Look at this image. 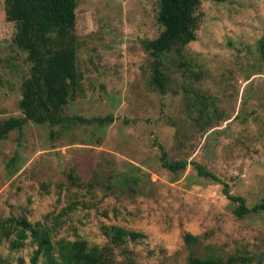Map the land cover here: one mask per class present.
<instances>
[{
	"label": "rangeland",
	"instance_id": "1",
	"mask_svg": "<svg viewBox=\"0 0 264 264\" xmlns=\"http://www.w3.org/2000/svg\"><path fill=\"white\" fill-rule=\"evenodd\" d=\"M4 9L0 1V123L23 117L18 103L31 66L13 45ZM158 11L159 0H77L81 84L63 115L85 121H28L0 141V222L58 220L54 239L100 247L109 243L105 226L123 227L143 235L122 248L137 264H188L187 233L199 237V256L210 250L264 264V212L237 219L220 183L191 165L170 172L159 148L169 161L203 165L249 207L264 196V0H200V27L185 47L200 81L169 65L164 94L150 84L142 44L162 30ZM195 95L211 123L203 129L190 106ZM33 249L13 250L0 238V264H30ZM112 263L128 264L121 249Z\"/></svg>",
	"mask_w": 264,
	"mask_h": 264
},
{
	"label": "trees",
	"instance_id": "2",
	"mask_svg": "<svg viewBox=\"0 0 264 264\" xmlns=\"http://www.w3.org/2000/svg\"><path fill=\"white\" fill-rule=\"evenodd\" d=\"M0 1L5 6L6 20L15 25L13 45L26 54L31 65L28 76L21 84L22 94L18 103L23 117L9 118L0 123V141L12 130L21 132L28 121L38 125L64 124L65 127L68 122H84L80 117L66 118L63 115V108L76 95L81 84V75L77 69V0ZM199 5L200 0H159L157 22L162 30L155 39L143 40L142 44L150 59V84L161 94L165 93L169 82V65L181 71L189 80L200 81L201 74L185 55V47L195 41L200 27L197 14ZM258 47L260 58L264 61V38L259 41ZM191 97L193 103L190 106H198L195 120L202 123V129L210 126L204 98L199 95ZM159 148L161 164L170 172L178 173L191 165L200 177L220 183L223 195L234 205L232 213L237 219L264 212V196L249 207L244 197L231 194L229 186L203 165L187 160L169 161L161 145ZM72 178L79 183L78 177ZM74 209V203L66 208L68 212ZM65 212L62 211L60 216ZM57 221L53 225H47L40 221L31 223L24 216L10 217L0 222V238L7 239L13 250L23 248L26 243L34 246L30 264H113V251L119 249L124 252L128 264H137L127 250L122 248L130 241L140 240L143 237L141 233L116 225L105 226L104 234L109 243L100 247L90 245L82 238L54 239ZM198 241V236L189 233L184 236L185 246L189 250L188 264L248 263L246 257H222L210 250L199 256L194 251Z\"/></svg>",
	"mask_w": 264,
	"mask_h": 264
}]
</instances>
